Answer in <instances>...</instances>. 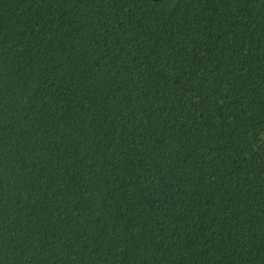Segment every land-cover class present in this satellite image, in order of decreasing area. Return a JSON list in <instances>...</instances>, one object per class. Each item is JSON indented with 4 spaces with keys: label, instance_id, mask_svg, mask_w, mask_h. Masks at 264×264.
I'll return each instance as SVG.
<instances>
[{
    "label": "trees",
    "instance_id": "trees-1",
    "mask_svg": "<svg viewBox=\"0 0 264 264\" xmlns=\"http://www.w3.org/2000/svg\"><path fill=\"white\" fill-rule=\"evenodd\" d=\"M0 264H264V0H0Z\"/></svg>",
    "mask_w": 264,
    "mask_h": 264
}]
</instances>
